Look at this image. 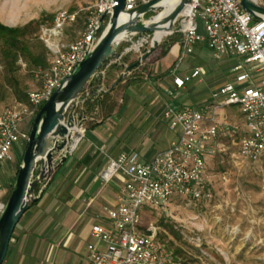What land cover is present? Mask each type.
<instances>
[{"label":"built area","instance_id":"2783aa9c","mask_svg":"<svg viewBox=\"0 0 264 264\" xmlns=\"http://www.w3.org/2000/svg\"><path fill=\"white\" fill-rule=\"evenodd\" d=\"M116 5L113 0H96L87 12L84 31L75 41L48 43L49 66L34 73L39 79L38 87L28 93L26 104L14 103L0 113V167L12 160V154H23L37 112L82 61L100 17ZM136 6L138 0H124L125 11ZM188 6L189 16L181 15L178 27L171 32L181 37L180 58L191 55L197 44H205L214 60L225 57L238 60L230 70L236 74L235 79L212 91L210 102L203 107L164 108L163 119L170 130L178 132L167 149L147 161L140 160L137 154L124 153L109 161L101 180L109 183L114 176L121 175L125 183L118 205L105 209L108 224H95L91 228V238L102 247L86 246L87 264H172L171 254L158 243L159 228L152 223L143 225L142 210L146 205L157 209L174 197L194 200L208 197L205 163L221 150L222 139L236 148L241 160L257 162L264 156V21L254 20L243 10L240 0H191ZM76 17V13L60 11L53 25L42 27L40 33L60 37L65 25L75 22ZM197 18L205 36L198 33ZM151 38V34H143L135 42L128 39L129 45L122 55L139 52ZM244 64L253 66L245 70ZM201 73L195 67L184 78L174 77L172 84L181 89L189 81L200 78ZM253 74L260 76L256 84ZM98 90L95 96H99ZM233 106L239 108L241 128L220 117L222 110ZM84 129H75L73 150ZM4 205L0 201V212Z\"/></svg>","mask_w":264,"mask_h":264},{"label":"crops","instance_id":"0c3cea01","mask_svg":"<svg viewBox=\"0 0 264 264\" xmlns=\"http://www.w3.org/2000/svg\"><path fill=\"white\" fill-rule=\"evenodd\" d=\"M165 47L159 58L149 64L153 52L148 55L128 73L126 81L109 94L107 101L112 97L115 108L107 118L101 119V123L85 127L82 138L56 172L41 201L16 225L2 264H87L84 259L86 246L102 247L97 241L91 243V228L95 224H108L105 209L118 205L125 183L121 175L114 176L109 183L101 180L109 161L121 153L137 154L140 160L147 161L167 149L178 132L170 130L163 119L164 108L207 105L211 92L221 86L219 68L227 73L229 70L224 65L232 63L219 59L222 61L220 67L212 63L200 78L176 89L172 80L179 77L176 69L182 58L181 39ZM163 51L166 52L164 56ZM207 51L211 55L201 43L191 55L203 62ZM211 59L214 60L212 56ZM118 74H114L110 82ZM230 78L223 80L235 79ZM259 78L253 76V84ZM89 114L97 118L98 111ZM89 131L91 135L87 138ZM8 167L10 165L5 164L0 167V176L10 185L15 174H6Z\"/></svg>","mask_w":264,"mask_h":264},{"label":"rangeland","instance_id":"374dc122","mask_svg":"<svg viewBox=\"0 0 264 264\" xmlns=\"http://www.w3.org/2000/svg\"><path fill=\"white\" fill-rule=\"evenodd\" d=\"M256 1L264 5V0ZM95 2L96 0H0V24L16 28L36 22L45 16H51L54 21L56 14L60 11L76 13V21L65 25L62 36L47 37L39 32V40L48 49L49 42L75 41L84 31L87 12ZM141 3L142 0H138V5ZM162 11V9L154 10L149 18L158 16ZM179 22L180 20L174 30ZM196 23L198 33L205 36L199 18L196 19ZM171 36L167 35L161 39L148 64L159 58L160 51L168 46ZM131 42L135 40L132 38ZM128 45L127 42L120 49ZM139 55L140 50L133 51L130 61L134 62ZM206 55L205 61L200 60L202 63L198 62L195 55L183 56L181 61L177 62L176 74L184 78L194 67H200L201 72L204 73L210 64L220 67L221 60L227 59L232 63L227 62L224 65L229 70L227 73L219 68L218 77L222 81L219 84L228 82H224L223 79L230 80V77H235L236 74L232 75L230 70L237 59L225 57L215 61L211 59L209 53ZM252 66L243 65L245 70ZM147 67L145 65V68ZM18 78L28 90H34V82L22 66H20ZM4 83L3 65L0 60V99L4 98L0 101V113L14 102L9 92L3 91ZM115 106V102L110 97L108 101L106 100V107L98 111L97 118L93 117V122L86 123L85 127L89 128L100 123L101 119L110 115ZM222 111L221 118H226L238 128L242 127V118L237 106ZM90 135L89 131L87 138ZM219 144L222 145L221 150L205 163V192L208 197L199 200L174 197L162 208L156 209L146 205V209L142 210L143 225L152 223L159 228L158 243L171 254L172 264H264V156L257 162H248L241 160L236 154V148L225 139L220 140ZM19 163L20 155L12 154V160L5 164L10 165L6 174H12V172L16 174ZM13 180L14 178L10 181L11 184ZM10 185H7L6 179L0 176L1 202H6L5 198L11 190ZM95 242L91 238V243Z\"/></svg>","mask_w":264,"mask_h":264},{"label":"water","instance_id":"95a60500","mask_svg":"<svg viewBox=\"0 0 264 264\" xmlns=\"http://www.w3.org/2000/svg\"><path fill=\"white\" fill-rule=\"evenodd\" d=\"M116 6L106 11L99 19L86 47L82 61L52 93L37 112L23 152L12 190L0 212V264L3 263L13 231L34 204L39 202L54 174L63 166L73 151L77 128H84L93 121L86 115L84 104L90 98V88L96 82L99 96L92 97L97 105L103 95L114 92L126 81L128 73L138 67L160 42L155 34L171 35L175 25L191 0H148L130 11L124 10V0H113ZM165 2H171L170 10L159 18L147 16ZM240 5L256 21H264V5L256 0H240ZM100 30L96 41L93 38ZM143 34H151L148 45L140 49V55L128 64L132 52L122 55L128 39L137 41ZM105 70L102 75L101 72ZM119 73L111 84L108 82ZM110 76V77H109ZM100 88H102L100 90ZM101 123V122H100Z\"/></svg>","mask_w":264,"mask_h":264},{"label":"trees","instance_id":"16d2710c","mask_svg":"<svg viewBox=\"0 0 264 264\" xmlns=\"http://www.w3.org/2000/svg\"><path fill=\"white\" fill-rule=\"evenodd\" d=\"M147 17L149 18L150 14ZM52 25H53V18L51 16L41 17L36 22H30L22 27H16V28H9L0 24V60L3 65V75L5 82L4 85L2 86V89L5 92H9L10 96L14 100L13 104L14 103L26 104L28 93L31 91L28 90L27 86H25L18 78V72L21 66L18 63L22 61V63L24 64L25 67L23 69L26 70V72L33 80L34 89H36L39 85V79L34 77V73L37 70H43L49 66V50L44 46V43L41 40H39L38 35L40 32V27L50 28ZM36 32L37 35H35ZM179 39H181L180 35L173 34L170 37L169 43L172 44ZM165 54L166 52L163 51L162 56H164ZM126 62L128 64L133 63L132 61H130V58H126ZM111 79L112 78H110L108 82H103V84H109ZM99 85L100 82H96L95 85L93 84L89 89L90 98L84 104V109L88 117H92L89 114L90 112L92 111L97 112L103 110L106 107V100L107 97H109V94L102 96L99 105H97V100L92 101L93 94L97 89V86ZM3 100L4 98L0 99V101ZM22 155L20 156V163H21ZM16 174L13 183L15 181ZM55 176L56 173L54 174L50 184L54 180ZM13 183L10 185L11 190ZM45 193L46 191L44 192V194ZM8 196L5 198V200L8 199ZM39 202L34 204L33 207L36 206Z\"/></svg>","mask_w":264,"mask_h":264},{"label":"bare ground","instance_id":"6f19581e","mask_svg":"<svg viewBox=\"0 0 264 264\" xmlns=\"http://www.w3.org/2000/svg\"><path fill=\"white\" fill-rule=\"evenodd\" d=\"M161 6L164 8V10L156 18L161 17L162 15L166 14L170 10V8H171V2H165ZM190 9H191L190 6L185 7V9L183 10V12H182L181 15L183 17H188L189 14H190ZM163 37H165V34H157L156 33L154 38L159 41ZM75 142H76V140H75ZM75 142H74V144H75ZM74 144H73V146H74Z\"/></svg>","mask_w":264,"mask_h":264}]
</instances>
